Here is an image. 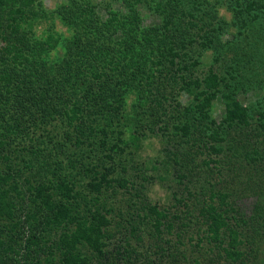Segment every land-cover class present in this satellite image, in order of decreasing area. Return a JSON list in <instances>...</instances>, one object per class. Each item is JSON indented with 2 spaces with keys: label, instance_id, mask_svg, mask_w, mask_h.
Returning <instances> with one entry per match:
<instances>
[{
  "label": "trees",
  "instance_id": "trees-1",
  "mask_svg": "<svg viewBox=\"0 0 264 264\" xmlns=\"http://www.w3.org/2000/svg\"><path fill=\"white\" fill-rule=\"evenodd\" d=\"M259 88L264 0H0V264H264ZM151 135L176 212L126 173Z\"/></svg>",
  "mask_w": 264,
  "mask_h": 264
},
{
  "label": "rangeland",
  "instance_id": "rangeland-1",
  "mask_svg": "<svg viewBox=\"0 0 264 264\" xmlns=\"http://www.w3.org/2000/svg\"><path fill=\"white\" fill-rule=\"evenodd\" d=\"M45 6L49 8L55 7V5L60 0H42ZM142 14L144 17V23L146 25L153 24L154 22H159V17L156 13L149 11L144 4L141 5ZM225 14V17H229L228 12L222 10ZM240 99L243 103L255 102L257 99L264 97V88L249 90L247 93L240 94ZM130 104V103H129ZM131 106V104H130ZM225 111V106L221 98H218L214 103L213 115L216 118H219L221 114ZM162 137L159 138L156 135H151L144 140V147L142 150H139L141 156L138 159L127 160L126 165L128 166L127 176L132 179L140 193H147V198L152 202H158L160 205L165 204L173 212H176L177 207H174V199L172 197L173 189L177 188V182L173 178V175L167 173L165 168L164 158L166 157L165 151H163ZM170 148V146H169ZM148 162V164H137L138 162ZM154 163L158 168H154ZM135 165L139 166L134 167ZM144 165H147L146 167ZM141 172V175L146 174L148 177L147 180L140 179V175L137 173ZM143 172V173H142ZM129 194H125L127 197ZM146 195V194H145ZM253 197L244 196L238 198L237 204L242 206H250L253 202ZM178 222V220H177ZM140 245V244H139ZM141 246V245H140ZM111 248V247H110ZM141 250V249H140Z\"/></svg>",
  "mask_w": 264,
  "mask_h": 264
}]
</instances>
